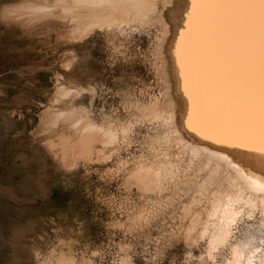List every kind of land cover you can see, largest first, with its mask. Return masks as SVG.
I'll use <instances>...</instances> for the list:
<instances>
[{"label": "rangeland", "instance_id": "rangeland-1", "mask_svg": "<svg viewBox=\"0 0 264 264\" xmlns=\"http://www.w3.org/2000/svg\"><path fill=\"white\" fill-rule=\"evenodd\" d=\"M23 1L0 0V264H217L206 258L199 230H188L186 173L163 194H146L128 180L155 153L149 142L158 126L142 121L140 109L167 101L171 87L166 0H157L146 22L95 29L78 40L67 33L70 20L55 25L7 13ZM61 86L75 92L61 98ZM76 108L98 123L131 122L128 140L105 149L108 161L62 166L56 147L50 150L62 134H73L52 117Z\"/></svg>", "mask_w": 264, "mask_h": 264}, {"label": "bare ground", "instance_id": "bare-ground-1", "mask_svg": "<svg viewBox=\"0 0 264 264\" xmlns=\"http://www.w3.org/2000/svg\"><path fill=\"white\" fill-rule=\"evenodd\" d=\"M164 5L168 18L163 35L170 54L171 87L167 101L157 100L139 110L142 121L158 126V132L149 142L155 153L149 162L139 160L129 171L128 180L146 194L154 191L163 194L168 183L175 181L180 173H186L182 184L183 189L191 194L186 208L191 215L188 230H199V238L206 241L208 261L217 264H264V191L260 190V185L264 184V156L256 150L258 145L255 143L241 146L237 140L227 139L196 124L178 56L182 37L189 29L192 0H166ZM156 7L157 0H24L18 6L10 7L7 13L55 25H63V20L65 23L70 20L69 30L65 31L77 36L78 40V36L83 39L95 29L146 22ZM210 60H215L211 64L213 71L226 73L230 70L226 52L221 53L218 59ZM58 89L61 98L70 97L75 92L74 88L65 86ZM76 109L56 114L51 112L55 114L52 115V123L63 121L73 134H62V137L59 134L58 144L49 145L50 150L54 151L56 147L62 166L72 167L78 161L95 158H107L108 161L105 149L112 148L121 139L128 140L132 132L131 122L118 125L105 124L104 121L98 123L84 109ZM172 144L180 149L177 155L170 151ZM181 155L188 157L187 164ZM196 174L202 178L201 181H195ZM206 195L209 196L208 203L197 211L195 207L201 206ZM54 264L76 263L64 258Z\"/></svg>", "mask_w": 264, "mask_h": 264}, {"label": "snow or ice", "instance_id": "snow-or-ice-1", "mask_svg": "<svg viewBox=\"0 0 264 264\" xmlns=\"http://www.w3.org/2000/svg\"><path fill=\"white\" fill-rule=\"evenodd\" d=\"M178 50L196 124L264 156V0H192ZM228 54L230 70L211 64ZM264 191V184L260 185Z\"/></svg>", "mask_w": 264, "mask_h": 264}]
</instances>
